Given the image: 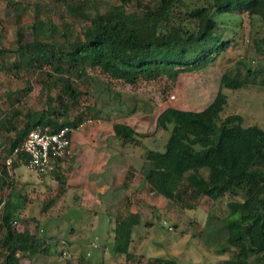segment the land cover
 I'll use <instances>...</instances> for the list:
<instances>
[{"label": "trees", "instance_id": "1", "mask_svg": "<svg viewBox=\"0 0 264 264\" xmlns=\"http://www.w3.org/2000/svg\"><path fill=\"white\" fill-rule=\"evenodd\" d=\"M120 1L95 13L89 11L86 0L35 2L30 36L26 26L18 22L12 45L0 46V54L13 52L12 66L29 76L26 86L10 91L14 103L33 91H39L37 95L45 102L43 107H30L25 112L15 104L10 109L0 105V135L14 131L7 137L0 164V264L47 258L53 237L14 224L26 217L23 208L28 197L15 185L10 166L17 169L26 164L29 154L19 152L10 166L5 158L38 125H49L52 130L65 125L78 128L98 115L95 104L71 114L72 107L80 103V84L90 78V67L130 83L160 76L176 80L182 72L201 70L219 57L224 65L220 86L207 106L186 109L169 105L157 115L156 130L169 131L164 149L156 140L155 146L144 144L141 137L148 134L130 123L115 121L113 130L122 145L145 148L139 173L151 191L184 208L197 207L196 186L212 199L197 233L209 251L228 253L224 264H264V128L244 125L240 113L225 114L226 87L264 84L257 79L262 65L252 67L247 59L252 50L257 57L264 54V0ZM225 14L241 18L239 25L248 38L246 53L227 64L225 57L240 34L234 31L226 36L227 25L219 19ZM78 25L79 31L75 28ZM58 166L52 172L65 184L67 177ZM189 172L199 178L198 185L187 177ZM6 187L10 189L7 197ZM131 204L127 214H115L112 239L96 246L98 264H180L177 256L137 258L136 226L153 221ZM105 246L111 250L110 262L101 254ZM139 253V257L144 256ZM90 254L83 251L75 259L67 253L54 264H93Z\"/></svg>", "mask_w": 264, "mask_h": 264}, {"label": "rangeland", "instance_id": "2", "mask_svg": "<svg viewBox=\"0 0 264 264\" xmlns=\"http://www.w3.org/2000/svg\"><path fill=\"white\" fill-rule=\"evenodd\" d=\"M38 1L46 0H0V46L12 45L18 22L24 24L29 32L35 19L33 3ZM86 1L92 13L96 10L103 12L114 4L121 3L120 0ZM43 15L45 16V13ZM219 19L224 20L227 25L226 36H232L234 31L240 34L239 40L229 48L224 60V64L234 63L239 56L246 53L247 33L240 27L241 18L238 15L225 14ZM75 28L79 31V25ZM247 59L252 67L258 66V63L262 65L263 72L257 79L264 82V54L257 57L252 50L247 54ZM13 60L14 53L11 51L0 54V105L10 109L15 104L22 112L30 107H43L45 102L43 96L37 95L39 91H33L21 102L14 103V96L10 91L26 86L29 76L24 70L15 69L12 66ZM223 67L219 57L217 61L201 70L182 72L176 80L160 76L155 79H140L136 83L113 78L99 67H90V78L80 84V103L72 107L71 114L75 116L80 111H87V105H96L98 115L87 117L92 116L101 122L85 123L84 127L76 131L90 134V143L97 145V150L103 154L104 162L114 163L119 168L111 171L106 167L107 169L99 171L95 181L103 187L102 192L89 191L86 197H83L85 199H80L73 198L78 194L77 185L81 184V176L77 172L72 175L62 172L63 176L67 177L66 183L63 184L54 172L35 173L30 171L26 164L16 170L10 166L15 185L28 197L23 208L26 217L19 219L16 226L38 232L40 236L45 232L54 239L46 253L47 258L45 255L36 261L22 258V264H54L65 259L67 253L78 259L83 251L87 255L89 251L92 252L89 256L93 257V264H98L100 253H95L96 246L100 242L104 243V234L107 238L111 236L112 231L107 229L108 225L113 224L114 216L119 211L127 214L130 203L142 211L145 219L153 221L151 225H137L134 234L136 245H146L145 253L148 256H177L180 264H224L223 260L228 257V253L209 251L197 236L212 207V199L201 194L196 186L197 207L184 208L171 204L165 196L151 191L139 173L140 155L145 148L140 145H122L113 130L115 121L130 123L140 132L148 134L141 137L144 144L155 146L156 141H159L160 148L164 149L169 131L156 130L159 112L169 105L186 109H202L207 106L217 94ZM225 91L228 94L225 114L240 113L244 125H258L264 128V84L253 83L241 89L226 87ZM7 141L6 137L0 143V164L4 161ZM69 170L71 171V168ZM70 176L72 188L66 191L69 189L67 183ZM187 177L198 185L199 178L196 179L193 173H187ZM9 191L6 187V197ZM95 192H98L97 195H94ZM90 194L93 195L87 200ZM69 244L71 248L68 247ZM105 247L107 249L101 254L110 262L111 250L108 246ZM138 249L140 250L139 246ZM138 249H135L137 258L145 260L146 254L143 258L139 257Z\"/></svg>", "mask_w": 264, "mask_h": 264}, {"label": "built area", "instance_id": "3", "mask_svg": "<svg viewBox=\"0 0 264 264\" xmlns=\"http://www.w3.org/2000/svg\"><path fill=\"white\" fill-rule=\"evenodd\" d=\"M93 117L88 118L80 124L84 127L85 123H100ZM70 125H65L57 130H52L49 125H38L30 130L24 141L16 146L12 153L5 158V162L10 166L14 157L21 151L29 154L26 163L28 169L35 173L52 172L60 159L71 154L72 135L76 129ZM15 220L14 224L18 225Z\"/></svg>", "mask_w": 264, "mask_h": 264}, {"label": "crops", "instance_id": "4", "mask_svg": "<svg viewBox=\"0 0 264 264\" xmlns=\"http://www.w3.org/2000/svg\"><path fill=\"white\" fill-rule=\"evenodd\" d=\"M13 132L14 131H11V132L4 131L2 133V135H4V136L1 135V137H0V143H2L1 141H3V138L8 137V135L13 134ZM90 138L92 139L90 134H88L87 132L82 133L81 131H76V132L74 131V133L72 135L71 154L67 158L61 159L59 166H58L59 167L58 171L61 173L65 171L66 173H71V175H72V173L77 172L81 176V180H80L81 184L77 185V186H79L80 190L79 189L76 190L77 191L76 193H78V194L76 196H74V194H73V196H74L73 198L85 199L83 197L84 196L86 197V194L89 191L93 192L95 190H99L98 192H102L101 189L103 187L98 185V183L95 181V176H97L99 171H101L103 168H105V169L108 168L111 171H116L117 167H118V165H116L114 163H109L106 161L104 162V160L102 159L103 154L97 150V148H96L97 145L93 146L90 143V141H91ZM98 155L100 156L99 159H98ZM70 168H71V171L69 170ZM70 179H71V176L69 177V180L67 183V187L69 189H66V191H68V190L70 191V188H72ZM142 180L144 181V178H142ZM0 184H1V177H0ZM98 192H95L94 195H97ZM92 195L93 194L88 195L87 200L90 199L88 197H91ZM91 201L93 202L94 199H91ZM114 223H115V221H113V224L111 226H113ZM111 226L108 225L107 229H111L112 228ZM109 232H111V231H109ZM111 233L113 234V232H111ZM112 234L108 238L105 234L103 235L105 237V240H103L104 243H106L107 241H109L113 237ZM134 234H135V231H134L133 235ZM134 239H135V236H134ZM135 242H136V239H135ZM104 243L100 242L101 245ZM138 246L140 247V250L138 249ZM145 248H146V245L141 246L139 244V245H137L136 249H138L139 252L146 254L145 257H148L147 253H145ZM150 256H152V255H150ZM143 260H144V258H143ZM21 264H22V260H21ZM115 264H116V262H115Z\"/></svg>", "mask_w": 264, "mask_h": 264}]
</instances>
